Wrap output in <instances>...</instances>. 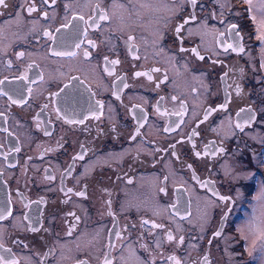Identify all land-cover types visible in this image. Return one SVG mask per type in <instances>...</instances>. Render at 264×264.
Segmentation results:
<instances>
[{"label": "flooded vegetation", "instance_id": "1", "mask_svg": "<svg viewBox=\"0 0 264 264\" xmlns=\"http://www.w3.org/2000/svg\"><path fill=\"white\" fill-rule=\"evenodd\" d=\"M256 1L5 0L0 264H264Z\"/></svg>", "mask_w": 264, "mask_h": 264}, {"label": "rangeland", "instance_id": "2", "mask_svg": "<svg viewBox=\"0 0 264 264\" xmlns=\"http://www.w3.org/2000/svg\"><path fill=\"white\" fill-rule=\"evenodd\" d=\"M248 2L250 1V4H251V8H252V10H251V12L253 13V14H255L254 12H256L257 13V11L255 10V8L254 7H256V5H257V7L256 8H258V5H259V2L258 1H256V0H247ZM264 25V24H263ZM209 31H212L211 29H209Z\"/></svg>", "mask_w": 264, "mask_h": 264}, {"label": "snow or ice", "instance_id": "3", "mask_svg": "<svg viewBox=\"0 0 264 264\" xmlns=\"http://www.w3.org/2000/svg\"><path fill=\"white\" fill-rule=\"evenodd\" d=\"M0 6H5V7L7 6L6 3H5V0H0Z\"/></svg>", "mask_w": 264, "mask_h": 264}]
</instances>
